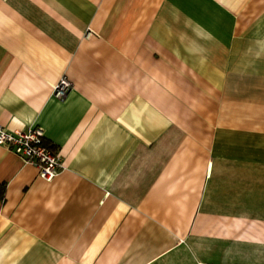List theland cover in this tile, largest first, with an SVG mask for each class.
I'll use <instances>...</instances> for the list:
<instances>
[{
  "label": "crops",
  "instance_id": "obj_1",
  "mask_svg": "<svg viewBox=\"0 0 264 264\" xmlns=\"http://www.w3.org/2000/svg\"><path fill=\"white\" fill-rule=\"evenodd\" d=\"M31 126L61 168L0 146V264H264V0H0Z\"/></svg>",
  "mask_w": 264,
  "mask_h": 264
},
{
  "label": "built area",
  "instance_id": "obj_2",
  "mask_svg": "<svg viewBox=\"0 0 264 264\" xmlns=\"http://www.w3.org/2000/svg\"><path fill=\"white\" fill-rule=\"evenodd\" d=\"M69 88L68 81L62 78L53 86L52 94L61 99ZM0 146L13 152L23 161L34 165L38 176L45 181H51L61 168L60 155L45 144L44 131L40 126L16 131L0 128Z\"/></svg>",
  "mask_w": 264,
  "mask_h": 264
}]
</instances>
